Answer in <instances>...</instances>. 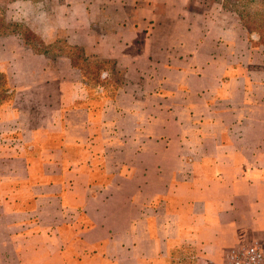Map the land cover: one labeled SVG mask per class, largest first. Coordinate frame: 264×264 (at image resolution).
<instances>
[{"label":"crops","instance_id":"1","mask_svg":"<svg viewBox=\"0 0 264 264\" xmlns=\"http://www.w3.org/2000/svg\"><path fill=\"white\" fill-rule=\"evenodd\" d=\"M149 1L148 33L131 9L111 27L133 38L90 47L122 75L110 95L66 58L49 67L24 50L36 65L21 75L0 64L11 92L0 106V264H221L232 248L264 251V47ZM195 16L194 49L161 52L156 30Z\"/></svg>","mask_w":264,"mask_h":264},{"label":"rangeland","instance_id":"2","mask_svg":"<svg viewBox=\"0 0 264 264\" xmlns=\"http://www.w3.org/2000/svg\"><path fill=\"white\" fill-rule=\"evenodd\" d=\"M166 1L175 7L188 8L191 13L202 12L207 32H212L216 25L233 27L246 35L252 47H264V0ZM150 4L149 0H0V64L13 62L16 71L12 73L21 75L22 70L36 65L23 61L24 50L43 56L49 67L66 58L90 90L104 87L110 95L121 83L122 75L114 68L113 60L103 58L102 52L90 47L97 44V48L106 52L133 38V30L111 27L119 17L125 22L131 20L134 15L131 9L137 10L143 21L137 32L148 33L153 23L147 8ZM120 6L125 7L124 12L118 11ZM201 16L199 19L195 16L197 20L191 25L178 23L169 29L156 30L154 35L162 42L159 50L167 48L174 54L192 51L195 42L201 40ZM170 64L176 66L177 62ZM4 78L0 66V106L11 99Z\"/></svg>","mask_w":264,"mask_h":264},{"label":"built area","instance_id":"3","mask_svg":"<svg viewBox=\"0 0 264 264\" xmlns=\"http://www.w3.org/2000/svg\"><path fill=\"white\" fill-rule=\"evenodd\" d=\"M221 264H264V251L255 242L228 250Z\"/></svg>","mask_w":264,"mask_h":264},{"label":"trees","instance_id":"4","mask_svg":"<svg viewBox=\"0 0 264 264\" xmlns=\"http://www.w3.org/2000/svg\"><path fill=\"white\" fill-rule=\"evenodd\" d=\"M4 82H6L7 83V78H6V76H5V78H4ZM10 92V91H9Z\"/></svg>","mask_w":264,"mask_h":264}]
</instances>
